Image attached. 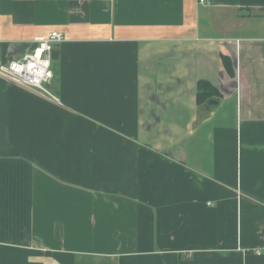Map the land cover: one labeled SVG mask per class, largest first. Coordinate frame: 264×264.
<instances>
[{"label": "crops", "instance_id": "0c3cea01", "mask_svg": "<svg viewBox=\"0 0 264 264\" xmlns=\"http://www.w3.org/2000/svg\"><path fill=\"white\" fill-rule=\"evenodd\" d=\"M199 1L0 0L3 62L64 36L58 102L0 78V264H264V0Z\"/></svg>", "mask_w": 264, "mask_h": 264}, {"label": "built area", "instance_id": "2783aa9c", "mask_svg": "<svg viewBox=\"0 0 264 264\" xmlns=\"http://www.w3.org/2000/svg\"><path fill=\"white\" fill-rule=\"evenodd\" d=\"M62 42H64V36L58 31L36 37L30 43L32 45L30 50L7 62L1 60L0 44V78L45 99L58 102L50 91L53 80L51 54L53 49Z\"/></svg>", "mask_w": 264, "mask_h": 264}, {"label": "trees", "instance_id": "16d2710c", "mask_svg": "<svg viewBox=\"0 0 264 264\" xmlns=\"http://www.w3.org/2000/svg\"><path fill=\"white\" fill-rule=\"evenodd\" d=\"M224 64L227 59L223 58ZM220 94L218 90L208 81L201 80L197 83L196 87V102L198 105L211 108L210 101H218Z\"/></svg>", "mask_w": 264, "mask_h": 264}, {"label": "water", "instance_id": "95a60500", "mask_svg": "<svg viewBox=\"0 0 264 264\" xmlns=\"http://www.w3.org/2000/svg\"><path fill=\"white\" fill-rule=\"evenodd\" d=\"M28 47H29V44H26V43H15V44L11 45L10 52L11 53L20 52V51L27 49ZM209 104L210 105H216L217 101H210Z\"/></svg>", "mask_w": 264, "mask_h": 264}]
</instances>
